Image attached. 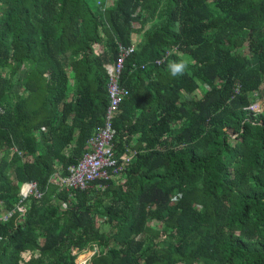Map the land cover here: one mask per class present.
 Listing matches in <instances>:
<instances>
[{
	"label": "trees",
	"instance_id": "obj_1",
	"mask_svg": "<svg viewBox=\"0 0 264 264\" xmlns=\"http://www.w3.org/2000/svg\"><path fill=\"white\" fill-rule=\"evenodd\" d=\"M102 3L0 0V264H264V0ZM130 45L120 177L65 192Z\"/></svg>",
	"mask_w": 264,
	"mask_h": 264
},
{
	"label": "built area",
	"instance_id": "obj_2",
	"mask_svg": "<svg viewBox=\"0 0 264 264\" xmlns=\"http://www.w3.org/2000/svg\"><path fill=\"white\" fill-rule=\"evenodd\" d=\"M133 50V46L119 47V53L112 64L106 66L108 74L107 94L108 104L103 115L101 123L95 126L85 142V152L75 164L69 166L66 171L67 175L63 178L55 175L51 178L52 182H56L65 192L83 191L92 182L99 179H106V169L112 170L114 179L120 177L121 167L114 154V139L116 137V129L113 127V121L119 112L120 104L128 94V92L119 86V78L125 58ZM254 111L260 109L259 104L250 107ZM129 153L123 159L122 163H128L131 159L133 151L127 150ZM124 165V164H122ZM43 193L39 191L38 186L34 182L21 186L18 204H22L25 200L33 198L36 201L42 199ZM18 213L23 215L24 209L19 208Z\"/></svg>",
	"mask_w": 264,
	"mask_h": 264
},
{
	"label": "clouds",
	"instance_id": "obj_3",
	"mask_svg": "<svg viewBox=\"0 0 264 264\" xmlns=\"http://www.w3.org/2000/svg\"><path fill=\"white\" fill-rule=\"evenodd\" d=\"M107 1V0H106ZM113 1V0H112ZM105 5H111V4H104V6ZM130 46H133V45H130ZM121 47V46H120ZM123 47V46H122ZM128 47V46H127ZM133 49H134V46H133ZM129 55V54H128ZM127 58V57H126ZM125 58V59H126ZM124 65V64H123ZM140 67H143L142 65H140ZM186 67H187V64H186V62H184V61H181V62H179V63H171L170 65H169V70H170V73H171V75L173 76V77H177V76H179V75H182L183 73H184V71H185V69H186ZM124 89V88H123ZM128 95V94H127ZM254 104H259V107H260V109H261V105H260V103L259 102H255V103H253L252 105H254ZM251 105V106H252ZM250 106V107H251ZM251 109V108H250ZM259 109V110H260ZM252 110V109H251ZM258 110V111H259ZM254 111V110H253ZM118 114V113H117ZM117 116V115H116ZM116 118V117H115ZM115 118H114V120H115ZM113 127H114V121H113ZM115 128V127H114ZM117 132V131H116ZM117 135V134H116ZM84 148H85V146H84ZM85 152V151H84ZM84 154V153H83ZM82 157V156H81ZM55 175H57V176H59L58 174H55ZM55 175H53L51 178H53ZM60 177V176H59ZM60 178H63V177H60ZM51 181V180H50ZM49 181V182H50ZM54 184H56L57 186H59L60 188H61V186L60 185H58L56 182L54 183ZM62 189V188H61ZM63 190V189H62ZM64 191V190H63ZM5 218V217H4Z\"/></svg>",
	"mask_w": 264,
	"mask_h": 264
},
{
	"label": "rangeland",
	"instance_id": "obj_4",
	"mask_svg": "<svg viewBox=\"0 0 264 264\" xmlns=\"http://www.w3.org/2000/svg\"><path fill=\"white\" fill-rule=\"evenodd\" d=\"M100 2L101 3L103 2L102 4H111L112 0H107V1L106 0H100ZM137 39H139V36H137ZM94 50H97V48H94ZM107 65H109V64H105L106 74L108 73L107 69H106ZM108 74H107V77H108ZM12 151H15V148H12ZM50 183L54 184L55 182L50 181ZM97 226L101 227V226H103V224L100 221H97ZM92 253H93L92 251H84L83 253L77 255L75 260L78 264H89V258L92 256Z\"/></svg>",
	"mask_w": 264,
	"mask_h": 264
},
{
	"label": "crops",
	"instance_id": "obj_5",
	"mask_svg": "<svg viewBox=\"0 0 264 264\" xmlns=\"http://www.w3.org/2000/svg\"><path fill=\"white\" fill-rule=\"evenodd\" d=\"M113 63V62H112ZM112 63H107V64H112ZM74 147V142L72 141L70 144H69V148H73Z\"/></svg>",
	"mask_w": 264,
	"mask_h": 264
}]
</instances>
